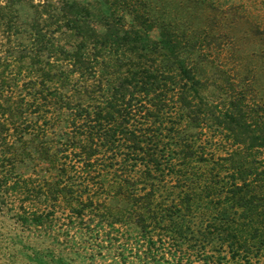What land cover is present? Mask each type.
Returning a JSON list of instances; mask_svg holds the SVG:
<instances>
[{
  "label": "trees",
  "instance_id": "obj_1",
  "mask_svg": "<svg viewBox=\"0 0 264 264\" xmlns=\"http://www.w3.org/2000/svg\"><path fill=\"white\" fill-rule=\"evenodd\" d=\"M16 1L51 93L0 100L9 208L81 253L264 264V2L5 0L0 21Z\"/></svg>",
  "mask_w": 264,
  "mask_h": 264
},
{
  "label": "rangeland",
  "instance_id": "obj_2",
  "mask_svg": "<svg viewBox=\"0 0 264 264\" xmlns=\"http://www.w3.org/2000/svg\"><path fill=\"white\" fill-rule=\"evenodd\" d=\"M220 1H242L253 6L254 11L263 10L261 7L264 2ZM0 2L5 4V0ZM13 6L17 12L11 11L6 20L0 21V100L20 105L23 99L33 101L35 97L38 103L40 95L50 97L51 90H45L31 79L35 69L40 66L36 60L35 42L29 33V29L35 25L36 10L25 1H16ZM10 29L13 34L9 35L6 31ZM30 110L37 114L33 112L37 108ZM3 148L4 142L0 140V151ZM21 172L30 173L25 169H21ZM8 197H0V264H140L135 254L141 253L143 248H137L135 244L131 245V252L125 258L115 257L112 249L102 246L87 248L85 253H81L82 250L77 248L80 241L78 237H71L62 227H39L25 221L23 215L9 208ZM21 197L14 198V203L18 204ZM123 241L120 239L118 243Z\"/></svg>",
  "mask_w": 264,
  "mask_h": 264
}]
</instances>
